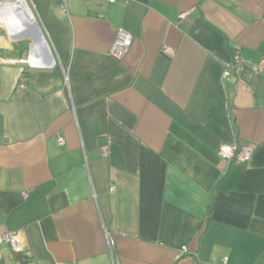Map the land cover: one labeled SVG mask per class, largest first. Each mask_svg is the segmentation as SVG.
Instances as JSON below:
<instances>
[{
  "label": "crops",
  "instance_id": "1",
  "mask_svg": "<svg viewBox=\"0 0 264 264\" xmlns=\"http://www.w3.org/2000/svg\"><path fill=\"white\" fill-rule=\"evenodd\" d=\"M5 1L0 264H264V0Z\"/></svg>",
  "mask_w": 264,
  "mask_h": 264
},
{
  "label": "built area",
  "instance_id": "2",
  "mask_svg": "<svg viewBox=\"0 0 264 264\" xmlns=\"http://www.w3.org/2000/svg\"><path fill=\"white\" fill-rule=\"evenodd\" d=\"M132 42H133V35L127 32L126 30H124L123 28H119L116 34L115 41L111 47V54L116 58L123 57L129 50V47L132 45ZM165 52L170 54L168 48L165 49ZM241 63H242V58L238 52L233 56L232 62L230 63L229 66H227L226 70L224 71V76H229L232 73L238 74ZM257 68L260 70L264 69V55L257 62ZM24 87H25L24 84L20 85V88H24ZM58 142L59 144H63L65 142L64 136L62 135L58 136ZM254 151L255 148L251 144L243 143L239 141L230 144H223L219 149V153L221 157L225 160L232 162L233 164H239V163L251 161ZM106 152L107 149L104 148L103 153L106 154ZM108 236L110 239L109 241L111 243V250L113 251L115 245L112 234L109 232ZM4 243L12 245L16 250L19 251L24 250L23 249L24 246L22 244L21 238L17 233L9 232L1 235L0 245Z\"/></svg>",
  "mask_w": 264,
  "mask_h": 264
},
{
  "label": "water",
  "instance_id": "3",
  "mask_svg": "<svg viewBox=\"0 0 264 264\" xmlns=\"http://www.w3.org/2000/svg\"><path fill=\"white\" fill-rule=\"evenodd\" d=\"M35 20H36V23H37V25H38V28H39L41 34L43 35V38H44V40H45V42H46V44H47V48H48V50H49L48 42H47V40H46V38H45V35H44V33H43V31H42L40 25H39V22L37 21V19H35ZM30 32H31L30 30H29V31H25L24 34H28L29 36H32L33 38H35V36H34L33 34H31Z\"/></svg>",
  "mask_w": 264,
  "mask_h": 264
},
{
  "label": "rangeland",
  "instance_id": "4",
  "mask_svg": "<svg viewBox=\"0 0 264 264\" xmlns=\"http://www.w3.org/2000/svg\"><path fill=\"white\" fill-rule=\"evenodd\" d=\"M26 1H27L28 6L32 9V7L30 5V1L29 0H26ZM0 4L2 5V7L4 6V8H5L6 1L5 0H0ZM0 23H2V25L6 27L7 31L10 32L9 31L10 29H9V27L7 25H5L1 20H0Z\"/></svg>",
  "mask_w": 264,
  "mask_h": 264
},
{
  "label": "bare ground",
  "instance_id": "5",
  "mask_svg": "<svg viewBox=\"0 0 264 264\" xmlns=\"http://www.w3.org/2000/svg\"><path fill=\"white\" fill-rule=\"evenodd\" d=\"M0 6H1V4H0ZM1 10V9H0ZM12 30H13V34H16V33H20V32H22L21 31V29H20V26L19 27H17V26H15V25H13V27L11 28ZM10 29V30H11ZM11 34H12V32H11Z\"/></svg>",
  "mask_w": 264,
  "mask_h": 264
}]
</instances>
